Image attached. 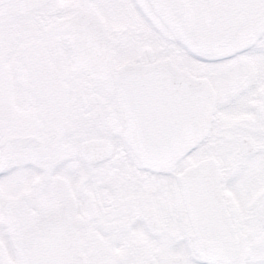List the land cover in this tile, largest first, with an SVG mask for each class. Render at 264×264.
<instances>
[{
  "label": "snow or ice",
  "instance_id": "6c2138e0",
  "mask_svg": "<svg viewBox=\"0 0 264 264\" xmlns=\"http://www.w3.org/2000/svg\"><path fill=\"white\" fill-rule=\"evenodd\" d=\"M0 264H264V0H0Z\"/></svg>",
  "mask_w": 264,
  "mask_h": 264
}]
</instances>
